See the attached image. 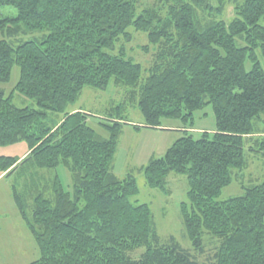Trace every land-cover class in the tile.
Masks as SVG:
<instances>
[{"label": "trees", "instance_id": "1", "mask_svg": "<svg viewBox=\"0 0 264 264\" xmlns=\"http://www.w3.org/2000/svg\"><path fill=\"white\" fill-rule=\"evenodd\" d=\"M228 3L163 0L139 10L136 0H0L17 11L0 18L1 33H40L16 45L0 39V82L17 65L14 89L36 105L17 107L0 90V145L24 141L28 147L22 158L0 156V172L20 176L29 168L37 174L63 166L72 176L71 193L57 175L32 189L30 215L11 186L40 252L28 264H206L173 238L162 243L149 205L131 201L138 194L134 177L119 179L112 171L129 105L138 108L144 127L171 119L184 128L163 156L143 167V176L164 195L170 194L169 173L186 177L179 211L193 250L202 252L208 234L218 241L214 264H264V179L217 200L232 170L247 166L246 140L264 155V134L254 138V122L264 115V0L237 1L226 20ZM129 28L146 34L141 50L156 49L146 76L124 46L116 49L121 39L130 41ZM111 81L127 97L100 114L98 124L108 134L101 137L88 125L89 113L68 107L83 88L106 89ZM207 104L215 130L194 139L186 128ZM139 248V257H131Z\"/></svg>", "mask_w": 264, "mask_h": 264}, {"label": "rangeland", "instance_id": "2", "mask_svg": "<svg viewBox=\"0 0 264 264\" xmlns=\"http://www.w3.org/2000/svg\"><path fill=\"white\" fill-rule=\"evenodd\" d=\"M163 1V0H162ZM160 0H136L138 9H142L153 4L154 6L161 4ZM241 0H229L228 5L223 13V18L229 20L233 16V5ZM16 9L10 5H0V18L8 16L15 17ZM204 19H208L207 16ZM131 34L129 42L120 40L116 44L124 46L127 56H130L135 62L141 64L144 69L143 76H146L148 69L152 66L156 49L149 46L148 51L144 52L140 46L147 44V36L140 31L128 29ZM39 32H29L27 34H19L14 37H7L0 32V39H5L16 45L20 41H26L38 38ZM250 63H245V69L249 70ZM20 75L17 65H13L10 78L7 82H0V90L5 95H12V103L17 107H36L34 100H31L14 89ZM126 93L123 87H118L111 81L106 89L83 88L81 95L77 101L68 107V110L82 109L89 113L87 123L101 137H108L107 132L100 127V114L110 104L123 102L125 104ZM125 117L128 124L122 125V130L118 138L117 149L113 160V173L123 179L131 174L136 180L138 194L131 198V201L137 203H146L149 205L156 231L161 242H166L173 238L181 248L187 250L196 260L201 263L214 264L211 261L218 241L208 234L203 236V250L196 252L193 250L191 243L185 231L182 217L179 211V205L182 201H186L187 180L184 175L171 172L168 174L167 187L170 190L169 195L162 194L159 190L148 187L144 182L143 167L152 158H159L164 155L166 149L179 137L184 135V128L179 120L165 119L159 128L144 127L143 116L134 106H126L124 108ZM133 126H138L134 129ZM186 132L192 135L194 139L201 136L203 132L212 133L215 130V116L210 104L205 105L193 114V123L191 128H186ZM264 134V115L260 120L254 122V138H260ZM251 143L246 140L243 146L244 157L247 166L243 170L233 169L231 174V182L221 191L218 201L226 200L230 197L239 196L243 192V188L260 184L264 179V155L256 148H250ZM28 152L27 144L19 141L9 145H0V156L22 157ZM27 167H23L25 169ZM30 169V168H29ZM29 169L24 174H12L10 176L0 177V264H28L40 257L39 249L21 219L12 196L11 186L14 184L18 193L26 204L28 214H31L34 192L32 189H40L41 185L48 186L49 179L57 175L63 188L72 192V176L70 172L63 166L56 169H40L39 173L33 174ZM17 170L20 171L18 168ZM34 170V169H33ZM48 182V183H47ZM41 189L46 191L44 188ZM144 251L139 248L130 256L138 258ZM211 262V263H210Z\"/></svg>", "mask_w": 264, "mask_h": 264}, {"label": "crops", "instance_id": "3", "mask_svg": "<svg viewBox=\"0 0 264 264\" xmlns=\"http://www.w3.org/2000/svg\"><path fill=\"white\" fill-rule=\"evenodd\" d=\"M74 110H77V109H74ZM74 110H72V111H74ZM26 154H27V153L23 154L22 157H24ZM22 157H20V158H22ZM2 176H6V175H5V172H0V177H2Z\"/></svg>", "mask_w": 264, "mask_h": 264}]
</instances>
